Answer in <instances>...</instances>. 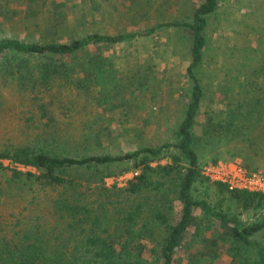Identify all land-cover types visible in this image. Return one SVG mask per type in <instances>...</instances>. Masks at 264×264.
Masks as SVG:
<instances>
[{"label": "trees", "instance_id": "1", "mask_svg": "<svg viewBox=\"0 0 264 264\" xmlns=\"http://www.w3.org/2000/svg\"><path fill=\"white\" fill-rule=\"evenodd\" d=\"M3 1L11 0H0L1 19L7 18V11L1 8ZM23 2L26 6L21 10L23 19L36 28L27 39L0 37V87L14 86L21 111L36 123V132L32 140L0 151V167L5 168L3 161L9 160L14 165L8 168L14 178L25 174L19 165L35 168L37 173L26 174L50 186L80 185L76 180H82V175L72 171L92 169L90 176L100 178L101 182L99 197L95 194L97 197L92 202L73 204L66 197L55 201V206L64 212L66 229H71L62 228L56 242L39 229H21L8 236L0 221V264H218L226 254L228 264H264L261 239L264 215L247 223L217 210L206 200L195 199L192 194L195 182L205 180L213 182L222 192L227 191L245 209L264 206L263 192L231 190L226 184L203 175L195 148L192 130L204 94L198 69L207 46L209 16L217 10L218 0H199L185 18L158 22L144 33L122 30L116 34L84 33L78 29L88 18L94 21L98 14L108 13L114 6L111 0ZM138 15V12L133 14L132 20ZM72 25L76 27L71 28ZM172 26L189 30L192 36L191 61L187 66L192 84L190 97L174 141L119 154H82L70 139L63 137L54 114L58 107L64 108L69 92H89L95 87L99 90L94 100L97 105L109 101L120 104L125 90L138 94L137 91L157 85L151 83L154 67L149 62H145L140 73L138 68L139 75L132 83L119 82L114 58L98 52L97 48L108 49ZM91 49L93 53H88ZM255 77L248 90L249 94L254 92L252 100L232 106V112L247 116L249 121L223 124L218 118L207 126L208 136L215 133L236 136L244 131L252 134L256 126L264 127V57L255 69ZM26 128L25 133L33 131L30 126ZM259 131L256 136L261 133L264 136V131ZM247 138L252 137L247 135ZM257 150L263 151L264 145H258ZM164 156H169L168 162L153 165V161ZM129 162L135 173L126 185L107 187L104 177L108 173L103 166ZM79 193L85 192L79 190ZM119 193H125L126 198L119 199ZM177 205L180 218L173 222L169 212L175 211Z\"/></svg>", "mask_w": 264, "mask_h": 264}, {"label": "rangeland", "instance_id": "2", "mask_svg": "<svg viewBox=\"0 0 264 264\" xmlns=\"http://www.w3.org/2000/svg\"><path fill=\"white\" fill-rule=\"evenodd\" d=\"M111 1L114 6L108 13L98 14L94 21L88 18L85 25L78 29L84 33L99 31L116 34L122 30L144 33L158 22L185 18L199 2ZM1 8L7 11V18L0 17V37L30 38L36 27L23 19L21 10L26 8L23 0L3 1ZM137 12L138 18L133 21L132 16ZM72 19L71 23L74 24ZM206 36L207 46L198 69L204 94L192 130L200 167L214 160L237 159L246 167L264 171V150H257L258 145H264V136L261 135L263 133L256 136L259 130L264 131L261 125L256 126L257 130L252 134L246 131L236 136L206 134L207 126L218 118L223 124L228 121H249L247 116L232 112V106L240 101H251L254 96V92L249 94L248 90L251 89V81L256 80L255 69L264 57V0H218L217 10L209 16ZM191 43L189 30L172 26L158 29L148 36L125 40L108 49L99 46L98 52L114 58L119 82L124 81L125 85H129L138 77V68L140 73L145 62H149L154 67L151 83L157 82V85L150 86L147 91H137L138 94L125 90L120 96V104L109 101L97 105L94 100L99 90L95 87L89 92H69L64 99V108L54 110L63 137L70 139L82 154H119L133 152L141 146H157L174 141L175 131L184 117L190 97L192 84L187 75V66L191 61ZM93 49L88 53H93ZM20 104L13 85L0 87V151L34 138L36 123L22 113ZM27 126L32 127L33 131L25 133L23 130H28ZM247 135L252 138H247ZM168 161L169 156H164L153 161V165ZM3 163L5 168L0 167V221L8 236L21 229H39L49 233L52 241L56 242L62 228L71 229H66L67 224L62 216L64 212L55 206V201L66 197L73 204L92 202L99 194L101 179L90 176L92 169H80L79 173L72 171L73 174L82 175V180H76L80 185L50 186L26 174L28 171L37 173L35 168L19 165L25 174L14 178L8 169L14 165L6 159ZM131 165L129 162L103 166L108 173L104 177L105 185L109 188L124 187L135 173ZM79 190L85 193H79ZM192 194L195 199L206 200L217 210L237 216L247 223L258 221L264 215V206L245 209L213 182L196 181ZM118 196L121 200L126 198L125 193ZM179 208L177 205L175 211L169 212L173 222L180 218ZM261 239L264 240V234ZM228 263L227 254L218 260V264Z\"/></svg>", "mask_w": 264, "mask_h": 264}, {"label": "built area", "instance_id": "3", "mask_svg": "<svg viewBox=\"0 0 264 264\" xmlns=\"http://www.w3.org/2000/svg\"><path fill=\"white\" fill-rule=\"evenodd\" d=\"M203 175L224 183L229 189H246L264 193V171L250 170L237 159L218 160L201 167Z\"/></svg>", "mask_w": 264, "mask_h": 264}]
</instances>
